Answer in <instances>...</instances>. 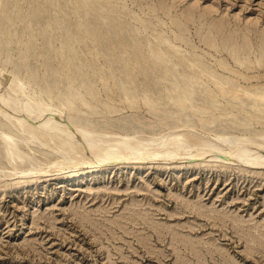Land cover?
I'll return each instance as SVG.
<instances>
[{
  "label": "rangeland",
  "instance_id": "1",
  "mask_svg": "<svg viewBox=\"0 0 264 264\" xmlns=\"http://www.w3.org/2000/svg\"><path fill=\"white\" fill-rule=\"evenodd\" d=\"M2 82L62 136L146 150L65 153L0 103V264H264V164L227 159L264 161V0H0Z\"/></svg>",
  "mask_w": 264,
  "mask_h": 264
},
{
  "label": "bare ground",
  "instance_id": "2",
  "mask_svg": "<svg viewBox=\"0 0 264 264\" xmlns=\"http://www.w3.org/2000/svg\"><path fill=\"white\" fill-rule=\"evenodd\" d=\"M1 84H3V82ZM2 87H5L4 84L2 85ZM6 88H7V92L4 95H1L0 94L1 95L0 96V103L3 106H5L6 109L8 107H10L11 110H12V108L15 109V110H19V112L22 114L19 123H22L25 119L26 120L27 119H30L31 121L33 120L34 122H36V125L35 126L28 125V127L30 128V130H28V132L30 133L29 134V139L35 138L37 136V133H38L37 131H40L41 133H45V134L49 135L52 139H56V138L63 137L62 140H61L60 146H61V150L63 149V151L65 153L68 150L70 151V149H72L73 146H75V143H74L75 139H77L79 141H84L85 149L88 150L91 153V155L95 158V160L96 161H99V162L112 161L115 158H117L118 155L125 156V159H126V157H129L128 154H130V155L132 154L133 157H137V158L143 157L142 154L139 155L140 149L143 147L142 144H141L142 142L141 143L140 142H135V141L132 142L131 139L130 140L129 139L119 140L118 139L119 141H116V142L113 140L115 143H107L108 142L107 140H106L107 141L106 142L103 139H98V138L96 139L93 136V133H91L90 131H88L86 129H77L76 130L78 132L77 134H79V135L81 134L80 136L82 138H79L75 133L68 132V131H67L66 136H62L61 133L63 131H60L59 128H57L58 122L56 120L55 121H52L53 118H51V117H48V118H46V116H43L42 117V114H44V109H43V107H42V105H41L40 102H37L36 100H35L36 102H30L31 100L29 98H27L26 95L25 96L22 95V92L20 91L21 88H18V90L14 94L17 97L12 96L11 95L12 89H11L10 83H9L8 87H5V89ZM3 92H5V91H3ZM189 137H185V138H187L186 139L187 141L189 140L188 139ZM226 139H227V137H226ZM4 140L8 144V146H7V154H8V156L17 155V156L20 157L19 151H18L15 143L11 141V136H9V135L6 136L4 138ZM176 140H178V139H175V142H176ZM229 140L230 139H228L227 141L232 144L233 141L231 142ZM150 141H152V140H150ZM189 141H191V140H189ZM223 141H224V138H223ZM175 142H174V140L172 138H166L165 140H161L160 142H157V143L155 142L153 144L155 145V148L156 149L155 148H152V149H155V150H153L151 152H153V155H154V152H156L155 153L156 155H154V156H157V157H160L161 156L163 158H166L167 156H174L175 155L174 152L175 151H178V150L179 151L183 150L184 153H187L188 155H192V153L189 152L190 150L189 151L187 150V148H188V145L187 144L188 143L185 142V140H184V143H181V144H175ZM196 142L197 141L195 140V144H196ZM202 142H204V141H202ZM239 142H241V143H239V146L232 147V150L229 153L228 157H227V154H224L227 157L228 160L233 161V162H237L239 164H245V166H248V165L250 166V165H254V164H256L258 166V164H260V165L261 164H264V161L261 160L262 157H260V156H258V157L257 156L254 157L253 156L252 157V155L249 152V151H252V150H248V148L245 146V144H247V143H245L244 141L243 142L242 141H239ZM190 143H193V142H190ZM143 144H145V143H143ZM200 144H202L201 141H200ZM209 144H211V142ZM192 146L193 145H191V147ZM218 146L219 145L216 146V144H215V147L219 148ZM210 147H212V146H210ZM215 147L213 146L212 149L215 148ZM217 148H216V150H217ZM212 149H211V151H212ZM144 150H146V149L144 148ZM216 150L213 149V151H216ZM148 151H149V148H148ZM259 151H261V150H259ZM65 153H64V156H65ZM69 153H67V154H69ZM146 153H147V151H146ZM176 153H177V155L180 154L178 152H176ZM206 153H208V152H206ZM252 153H253V151H252ZM148 155H150V154H148ZM153 155H152V157H153ZM146 156H147V154H146ZM123 159H124V157H123ZM130 159H132V158H130Z\"/></svg>",
  "mask_w": 264,
  "mask_h": 264
}]
</instances>
